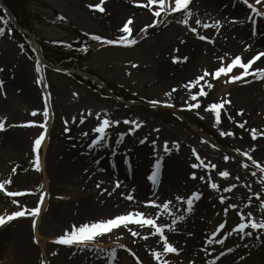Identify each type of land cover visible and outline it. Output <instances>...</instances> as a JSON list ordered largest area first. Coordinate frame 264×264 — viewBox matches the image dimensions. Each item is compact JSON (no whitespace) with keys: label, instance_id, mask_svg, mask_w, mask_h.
Masks as SVG:
<instances>
[{"label":"rangeland","instance_id":"obj_1","mask_svg":"<svg viewBox=\"0 0 264 264\" xmlns=\"http://www.w3.org/2000/svg\"><path fill=\"white\" fill-rule=\"evenodd\" d=\"M107 1L105 0V2ZM241 1L243 0H226L225 2L223 0H189L187 14L176 15L174 12H162L159 17H153L152 12L157 10L159 5H152L150 10L141 6L146 4L147 0H136L135 6H138L139 9H146L148 17L139 26L134 27L129 24L130 33L125 34L121 29L125 22L132 19L129 15L122 17L117 22L115 31H111L99 25L97 19L85 8V3L84 6L82 4L79 6L77 0H26L29 10L26 16L33 29L35 42L42 38L51 44L61 46L63 43L75 42L78 33L81 32L98 34L112 40H118L121 35H128L134 39L136 41L134 44L108 45L100 43L93 46L90 52L83 54L80 61L75 64V71H88L108 88L136 100H121L111 95L108 88L94 89L70 76L62 68H49L41 60H39L41 70L37 72V61H34L22 48L16 34L11 31L0 34V86H3L2 80L9 79V75L14 74V71L22 70L37 98L35 107L28 108L21 102L9 99L6 109H0V120L4 122L0 134L16 129L24 130L22 132L28 136L27 147L29 149V153L25 157L20 158L8 154L0 161V183L10 181V183L4 184L3 189H0V215L7 216L13 211L20 210L30 212L40 201L39 193L41 191L45 194L48 193L49 199L45 207L43 206L44 208L42 207L43 202L40 204L37 222L33 215H24L0 226V243H3L0 245V264L11 247L6 243L10 240L9 232L12 229L10 222L15 220H22L25 223L28 233L24 239L35 249V264H41L42 261L43 264H144L130 249L129 241L124 243L118 241L119 234L116 232L123 225L107 233L105 239L94 240V242L85 245H62L55 242L56 237L64 234L66 230L71 231L72 226H68L69 222L65 225L60 222L57 213L67 211V204L73 197L74 187L69 184L66 191L62 189L61 191L58 189L49 191L45 188V185H51L50 167L60 157L58 144L54 138L50 139L52 138L51 134L54 129L58 133H63L62 130H71L72 126L85 129V125H90L92 130L103 119L110 122L107 127L110 132L107 133L105 129L104 140L109 142L112 137H115L117 145L108 147L109 156L104 168L98 166L102 163L96 153L98 150L87 151V155L91 157V163L98 166L95 170L106 175L104 186L95 189V191L105 196L107 192L104 191L109 189V184L112 182L115 189L121 187L120 189L125 190L143 203L159 200V197L162 201L164 197L170 196L172 197L170 200L172 206L174 202L177 206L187 207L185 201L197 184L196 177L198 175L196 173H205L211 181L217 183L227 204L226 206L222 205L214 199L213 195L199 200L200 205L208 208V210L202 211L205 213L203 216L201 214L197 216L198 220H203L207 224V227L202 229L208 244L212 243L209 249L206 248L207 253L213 250L224 253L225 256H229V264H264V240L261 232L250 227L245 229V232L250 233L249 235L240 231H232L235 225L241 222V216L245 222L248 219L256 222L264 221V208L261 207V200H264V180H262L264 173H261L260 167L253 165L248 156L244 155L247 153L261 167H264V153L257 155L247 142L234 136V126L223 123L220 111H218L220 115L217 122L216 113L211 110L189 109L187 106H178L172 103L169 99V87L172 82L159 78L155 65L156 60L163 52V44L157 45L155 34L163 26H169L179 31L181 41L184 40V37L197 38L203 46V51L200 52L201 56H205L210 50L219 49L213 35L214 31L225 30L228 24L250 29V22L253 18L249 16L250 9H245L242 14L236 16L232 14L233 5H239L242 3ZM165 7H175L174 0H165ZM260 9L264 10V6ZM108 12L110 11L108 10ZM153 19L159 22L142 32L141 29L145 25H151ZM184 19L188 20L187 24L180 23ZM221 19H225L227 24ZM197 20L201 23L197 24ZM217 21H219L218 25H216ZM204 24L210 27L206 28L203 26ZM192 28H195L196 32H192ZM205 30L211 36L208 39H200L201 36H204L201 32ZM249 35L248 31L244 33L245 38L242 41V46L251 47L250 44H247V42H252V40L248 41ZM254 45L259 47L257 44ZM258 52V49L248 52L242 62L247 63ZM233 57L224 56L221 66L226 67ZM256 63L260 69L264 68L262 62L256 61ZM11 69H13V73L10 72ZM213 70L215 69H211L209 72L214 73ZM240 72V68L234 67L230 73L239 75ZM38 79L41 81L40 83H37ZM257 80L258 78L255 79V81ZM244 81L254 82V79ZM7 97L8 95L4 99ZM153 101L157 103L154 104ZM33 112L36 114L33 115ZM45 112L47 113L46 117ZM112 121H118V123L112 124ZM125 121H134L135 123H125ZM137 124L139 127L136 126ZM229 131L233 135H221V132ZM41 132H44V137L47 135L46 146L43 149L45 140H42L37 152H33L34 141ZM97 135L98 133L94 132V138ZM135 138L139 145L145 141L150 145L147 148V167L142 171L143 178L147 183V187L143 191H139V186L134 181L137 166L133 163L129 148ZM139 140H142L143 143H140ZM237 149L239 151H236ZM194 150L196 155H193ZM37 155L40 161L39 171L34 167ZM225 156L229 159L225 160ZM110 157L115 158L117 174L112 169ZM157 161L163 169L162 167L159 169V175L153 181L148 177ZM118 163L121 165L120 170H118ZM169 163L183 169L182 190L179 195L171 196L170 186L164 182V171ZM193 164L198 166L193 168ZM245 164L247 167L243 166ZM211 165H215V168ZM13 168L16 169L15 172H13ZM107 168H110L113 175L108 176L105 173ZM220 171H227L229 175L221 177L218 174ZM193 173L195 176L192 175ZM72 174L73 170L71 169L70 176ZM233 185L235 187H232ZM225 189L230 190L225 191ZM8 193L21 194L8 195ZM177 196L184 197V199L178 201ZM14 200L17 203L14 204ZM230 204L236 205V208H228ZM225 208H228L227 213L224 211ZM129 211L127 208L113 203L102 212L90 216V219L83 220L91 223ZM72 213L68 212L66 215ZM33 221H35V225ZM82 223L81 221L74 222L76 226ZM221 223L225 227L213 236V231ZM129 225H135V223H129L127 226ZM149 227L154 232V229ZM35 229L38 238L34 235ZM217 239L223 240V243H217ZM111 240L114 242L110 243ZM168 242L177 250L170 254L174 256L182 254L174 243ZM109 244L113 245L109 248L105 247ZM185 250L186 248L182 249V252ZM206 258L208 257L206 256ZM168 264H191V262L183 257L177 261H168Z\"/></svg>","mask_w":264,"mask_h":264},{"label":"bare ground","instance_id":"obj_2","mask_svg":"<svg viewBox=\"0 0 264 264\" xmlns=\"http://www.w3.org/2000/svg\"><path fill=\"white\" fill-rule=\"evenodd\" d=\"M223 1L225 2L226 0ZM99 2L100 0H77L79 6H81V4L84 6L85 3V8L97 19L99 25L111 31H115L117 22L124 16L129 15L132 17L130 24L134 27L139 26V24L141 25L148 17L146 9H139L138 6H135L133 0H108L102 5L104 11L89 7L90 4L94 5ZM241 2L242 3H239V5H233L232 14L234 16L242 14L245 9L248 10L249 7L245 5L243 1ZM249 3L257 9L254 15H257V13L260 12L259 9L264 6V0H261L258 4L255 0H251ZM108 10L110 12H108ZM219 14L222 15V13ZM221 20L226 23L225 19ZM259 20L264 22V15H260ZM252 30V27L248 29L228 24L225 30L214 31L213 35L216 38L215 41L219 49L210 50L205 56H201L200 52L203 51V46L197 38L184 37V40L181 41L179 39V31L169 26H163L159 28L155 34L157 45L163 44V52L156 60L155 65L157 74L159 75L158 77H161L162 80L172 82L169 87V99L178 106H187V104L197 103L198 101V109L211 110L208 109V105L210 104L221 103L225 100L230 101V103L224 104L221 109L217 110L222 113L220 117L223 123L234 126V136L247 142L254 153L262 155V153H264V135H257L256 138L253 139L251 130L256 129L257 132H264V75L254 71L255 69H260L256 61H260L264 64V57L256 60L252 67H250L249 74L238 81H230L228 78L232 74L229 72L226 75L221 74V76L216 79L213 78L212 75H209L198 84H194L191 88L186 87L190 81H195L197 77L204 76L205 70L209 72L211 69L216 70L220 67L222 61L220 59L221 57L228 55L234 56L233 58H235L239 55L241 61H243L244 56L250 51L258 49L259 52H264V42L259 41V47H254V45H251V47L242 46V41H244L245 38V36H243L244 33L247 31L252 32ZM257 31H261V29L257 27L256 32ZM201 33L206 37L211 36L206 30ZM255 55L256 54L253 56ZM173 57L177 58L175 62ZM243 71L244 70L241 69V72ZM10 72L13 73V69H11ZM256 78H258L257 81H255ZM247 79H254V82L244 81ZM205 81L212 84V87L209 88ZM2 82L4 83L3 86H0V109H6L9 99L21 102L28 106V108L35 107L37 103L36 94L24 71L16 70L14 74L9 75V79H3ZM201 86L204 88L207 95H197L196 101L191 100V95L198 93ZM173 89H175V91H173ZM6 95H8V97L4 99ZM240 110H242V112H240ZM241 123L245 125L244 128L239 127ZM84 127L85 129H79L76 126H72L71 130H62L63 133H58L54 129V132L51 134L52 138L50 139L52 140L54 138L58 144L60 157L55 160L53 166L50 167L51 185H45V188L49 191H57V189L66 191L69 184L74 187L73 197L70 198L68 201L69 204H67V211L57 213L60 222L64 225L69 222L70 224L68 223V226L76 225L74 222H85L83 219L88 220L90 216L98 214L106 207L116 203L132 212L143 213L144 216H146L145 218H153L157 224L166 223L171 225V228H164L163 233L168 241L174 243L179 248V252L182 253L179 256L163 253V241L159 239V234H150L153 233V231L150 230L149 226L141 227L139 224H135L127 227H118L119 230L116 232L119 234L118 241L121 243L129 241L131 244L130 249L144 264H158L161 262L153 259L152 251L161 252V260L177 261L184 257L187 258L191 264H229L228 255L225 256L224 254L221 256V253H218L219 251L216 250L207 253L206 248L209 249L212 244H208L203 236L204 232L202 229L207 227V224L205 221L197 219L199 214L202 216L205 214L202 212L203 210H208L207 207L200 205V198L213 195L214 199L219 201L222 205H227L225 198L223 202L220 199L224 197V194L218 185L216 189L210 187L211 183L217 184L216 182L211 181L205 173H196L198 175L196 177L197 184L191 191V194L194 192L199 193L200 197L194 200L191 211H185V206H177L174 202L173 206L169 204L168 211H164L162 208H156L150 204H145L146 202L143 203L131 195L132 199H128V192L120 189L121 187L115 189V187L112 186V182L109 184L110 190L107 189L104 191L107 192L104 196L95 191V189L104 186L106 175L95 170V168L98 166H102V168L106 167V160L109 156L108 147H114L117 143L115 142V137H112L107 143L102 141L93 146V148H88V144L94 139V132L91 130L90 125H85ZM22 131L24 130L16 129L8 133L0 134V161L8 154L22 158L29 153L27 147L28 136ZM106 131L107 133L110 132L109 128H107ZM82 133H87V135H81ZM46 138L47 135L45 137L43 149L46 146ZM141 141L142 140H139L140 143ZM149 146L147 141L139 145L136 143L135 138L130 143L129 147L131 149L130 154L133 163L137 166L134 181L138 184L139 191H143L145 190L144 188L147 187L142 171L147 167V148H149ZM94 149L98 150L96 153L102 160V163L98 166H96L95 163L92 164L91 157L87 155L88 150ZM110 159H112V169L114 173H116L117 164L115 163V158L110 157ZM120 167L121 165L118 163V170H120ZM161 167L162 165L160 164L159 168L156 169V177L159 175V169H161ZM71 169L73 170V174L70 176ZM182 172L183 169L177 168L170 163L167 165V168H165L164 182L165 184H169L171 196L181 193ZM105 173L108 176L113 175L110 168H107ZM119 175H121V173H119ZM201 177H203V179H201ZM171 199L172 197L166 196L164 200L161 201L159 197V200H155V202L157 205H162L165 201H170ZM48 200V193H46L42 207H45ZM68 212L73 213L66 215ZM169 212H171L172 215H169ZM175 216H182L183 219L177 220L175 224H172ZM34 218L37 222L39 212ZM10 223L12 229H10L11 232H9L10 240L6 245L10 244L11 247L6 257H4L2 264H35V249L24 239L28 233L25 228V223L22 220H15ZM114 229L110 232L114 231ZM258 230L261 232L264 240V229L258 228ZM133 231L138 232L139 235L133 236ZM34 235L38 238L36 229ZM106 235L107 233L96 236L92 241L87 243L94 242V240H103L106 238ZM112 242L114 241L111 240L110 243ZM2 244L3 243H0V245ZM112 245L113 244H109L105 247L109 248ZM184 248H186V250L182 252ZM206 256L208 258H206Z\"/></svg>","mask_w":264,"mask_h":264},{"label":"snow or ice","instance_id":"obj_3","mask_svg":"<svg viewBox=\"0 0 264 264\" xmlns=\"http://www.w3.org/2000/svg\"><path fill=\"white\" fill-rule=\"evenodd\" d=\"M105 0H100L99 3H96L94 5L90 4L89 7H94L95 9L99 10V11H104L103 8V4H104ZM133 2H136V0H133ZM255 2L258 4L261 2V0H255ZM175 3V7H165V0H147L146 4L141 5L142 7H146L149 8L151 10L152 5L157 4L159 5V8L155 11L152 12L153 17H159L161 15L162 12H178L180 10H185V13L187 14V5L189 3V0H174ZM243 3L245 5H247L251 11L253 12H257V9L255 7L252 6V4L249 3V0H243ZM259 15H264V13H258ZM159 21L156 19H153L152 24L151 25H145L144 28L141 29V31H145L148 27L150 26H155L156 23H158ZM131 23V19H129L128 22H125L123 24V27L121 29V31L125 34L130 33V28H129V24ZM180 23L183 24H187L188 20L184 19L181 20ZM197 24H200L201 22L199 20L196 21ZM219 24V21L216 22V25ZM204 27H210L207 24L203 25ZM5 31L4 28H0V34H3V32ZM9 32L11 31V29L8 30ZM192 32H196L195 28L191 29ZM93 40L95 41H102L105 44L108 45H112V44H116V43H127V44H134L136 43V41L134 39H131L128 35H121L119 37L118 40H112V39H106L103 38L99 35H92L91 37ZM200 39H208V37L206 36H201ZM83 50H87L86 48ZM264 57V52L261 53H257L255 56H253L251 59H249L247 61V63H243L241 61V57L239 55H237L235 58H233L231 60L230 63L227 64V66H220L218 67L214 73H209L207 70H205L204 72V76H199L196 78L195 81H190L188 83V85H186V87L191 88L194 84H198L201 80H204L205 77L212 75L213 78H217L220 77L221 74H227L229 72H231L233 70L234 67H238L240 69H243L244 71L241 72L239 75H232L230 76L228 79L230 81H238L240 80L243 76H246L249 74V70H250V66H252L254 64V62L256 60H258L259 58ZM221 60H223L224 58L221 57ZM174 62L177 60L176 57H173ZM40 69V62L39 60H37L36 62V71L39 72ZM255 72H259L262 75H264V68L261 69H255ZM41 81L38 79L37 83H40ZM205 83L207 84V86L210 88L212 87V84L207 83V81H205ZM173 91H175V89H173ZM165 95H168V93H165ZM197 95L200 96H205L207 95V93L204 91V88L201 86L200 91L198 93H194L191 95L190 99L193 101H196L197 99ZM152 103H157L155 101H153ZM230 103V101H222L221 103H213L208 105V109H211L212 112L216 113V118H217V122L219 121V112L217 111L218 109H221L222 106L224 104ZM187 107L189 109L191 108H197L199 107V102L197 101V103H193V104H187ZM207 110V109H206ZM240 112H242V110H240ZM36 113L33 112V115H35ZM99 115V114H97ZM47 116V113L45 112V117ZM81 122H83L81 120ZM109 120L107 119H103L99 122V124L92 129L93 132L95 133H99V135L95 136L94 139L91 140V143L88 144V148H93V146L97 145L100 142H104L107 143L106 140H104V137L106 136V131L105 129L109 126ZM112 124L118 123V121H112ZM125 123H135L134 121H125ZM137 127H139V124L136 125ZM4 127V122L3 120H0V130H3ZM239 127L244 128L245 125L243 123L239 124ZM65 131H67V129H65ZM251 134H252V138L255 139L257 135H264V132H257L256 129H252L251 130ZM81 135H87V133H82ZM221 135H233L232 132H221ZM44 139V132H41L40 135L35 139L34 144H33V152H37L38 146L41 144L42 140ZM141 143H143V141H141ZM153 143L155 144V141H153ZM167 150V149H166ZM236 151H239V149H237ZM193 155H196L195 150L193 151ZM244 155L248 156V159L251 160L253 165H256L257 167H260V172L264 173V167H261L256 160H254L250 155H248L247 153H244ZM197 159H199V157L197 156ZM225 160H228L229 157L225 156L224 157ZM160 166L159 161L156 162V164L153 166L154 170L152 171V173L150 174V176L148 177L150 180L155 181L156 179V169H158ZM198 165L193 164L192 167L195 168ZM244 167H247V165H243ZM34 167L37 171L40 170V161H39V157L38 155L35 158L34 161ZM211 167L215 168V165H211ZM16 169L13 168V172H15ZM219 176L221 177H227L229 175V173L227 171H220ZM193 176H195V173L192 174ZM255 175V173H254ZM201 179H203V177H201ZM262 180H264V177H262ZM10 183V181H4L2 183H0V189H3L4 184H8ZM99 186V185H98ZM119 186V185H117ZM210 187L213 189L217 188V184L215 183H211ZM232 187H235V185H233ZM230 189H225V191H229ZM21 193H8V195H20ZM40 201H38L37 206L32 208L30 212L26 211V210H20V211H13L10 214H8L7 216H3L0 215V226H3L6 224V222H9L11 220H13L14 218L17 217H21L24 215H37L40 209V204H42L43 202V198L45 193L44 192H40ZM258 195V194H255ZM200 194L199 193H192L190 196L187 197L186 199V204L187 207L185 208V211H191V206L194 202V200L199 199ZM128 199H132V197L129 195ZM176 199L179 200H183L184 197H180L177 196ZM221 201L223 202L224 197L220 198ZM13 203H17V201H13ZM146 204H150L153 207L156 208H162L164 211H168L169 208V204L170 201H165L162 205H157L155 201H147ZM261 207L264 208V200H261ZM228 208H236V205L234 204H230L228 205ZM228 208H225V212L227 213ZM169 215H172L171 212H169ZM237 215H240L239 213H237ZM249 216H251V213H249ZM183 219L182 216H175V219L172 221V224H175L177 220ZM129 223H135V224H139L141 227L144 226H151L152 229H154L153 233H150L152 235H156L159 234V239L161 241H163V253H172L177 251L176 248L173 247V245H171L168 240L166 239L164 233H163V229L164 228H171V225L169 224H157L156 221L153 218H145L144 214L141 212H132L129 211L127 212V214H121V215H116L115 217L112 218H107V219H100V220H95L92 221L91 223L85 222L80 224L79 226L73 225L71 228V231H65L64 234L56 237L55 242L58 244H62V245H73V244H80V245H85L87 242L92 241L96 236L98 235H102L104 233H108L110 232L112 229L114 228H118L119 226L123 225L125 227H127V225ZM33 224L35 225V221H33ZM225 227V225L223 223L219 224L215 231H213L212 235L215 236L217 232H219L221 229H223ZM250 227L251 229H264V221H260V222H256L252 219H248L246 222L244 221L243 217L241 216V222L236 224L235 227L232 229V231H240V232H244L245 235H249L250 233L245 232V229ZM133 236H137L139 235L138 232L133 231L132 232ZM217 243H223V240L217 239L216 241ZM121 247H124L123 245H121ZM228 251H231V249H228ZM224 253H221V256H223ZM161 256L162 253L161 252H157V251H152V257L153 259L156 260H161ZM41 264H43V261L41 262ZM161 264H168L167 260H162Z\"/></svg>","mask_w":264,"mask_h":264},{"label":"trees","instance_id":"obj_4","mask_svg":"<svg viewBox=\"0 0 264 264\" xmlns=\"http://www.w3.org/2000/svg\"><path fill=\"white\" fill-rule=\"evenodd\" d=\"M3 3L14 13L15 19L19 22L20 25L27 27L31 30L30 24L26 18V3L25 0H3ZM1 6V5H0ZM0 13L5 20L7 25H11L8 20L4 10L0 7ZM21 42L23 46L30 52L33 51L28 44V37L26 34L20 32ZM92 36L81 33L78 36L79 43L77 44H67L66 46H54L51 47L47 43L40 42V50L42 55L50 62L52 65H65L66 67H73L75 61L79 62L82 58V55L87 52L88 48L96 43L97 41L91 38ZM87 49L86 51L83 49ZM76 79L80 81L88 82L91 85H95L92 80L87 79L84 76L70 73ZM124 97V96H123ZM128 98V97H124Z\"/></svg>","mask_w":264,"mask_h":264}]
</instances>
